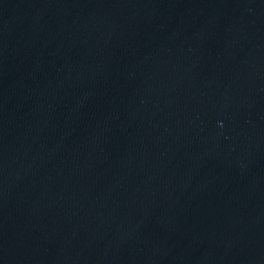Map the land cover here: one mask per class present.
Segmentation results:
<instances>
[{"label":"water","instance_id":"95a60500","mask_svg":"<svg viewBox=\"0 0 264 264\" xmlns=\"http://www.w3.org/2000/svg\"><path fill=\"white\" fill-rule=\"evenodd\" d=\"M0 264H264V0H0Z\"/></svg>","mask_w":264,"mask_h":264}]
</instances>
